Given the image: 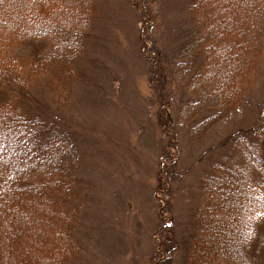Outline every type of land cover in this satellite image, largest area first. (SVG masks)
<instances>
[{
	"label": "trees",
	"instance_id": "16d2710c",
	"mask_svg": "<svg viewBox=\"0 0 264 264\" xmlns=\"http://www.w3.org/2000/svg\"><path fill=\"white\" fill-rule=\"evenodd\" d=\"M97 1L0 0V264H69L80 250L84 204L71 127L61 113H33L25 101L43 79L57 76V104L68 102ZM191 13V41L173 59L161 49L151 59L157 97L169 103L176 91L186 97L177 117L162 110L168 141L203 109L215 111L206 127L224 119L255 89L260 73L264 0H197ZM29 43L34 53L25 58L19 50ZM215 149L221 157L203 176L184 264H258L264 125L238 130ZM171 235L167 228L164 245Z\"/></svg>",
	"mask_w": 264,
	"mask_h": 264
},
{
	"label": "rangeland",
	"instance_id": "374dc122",
	"mask_svg": "<svg viewBox=\"0 0 264 264\" xmlns=\"http://www.w3.org/2000/svg\"><path fill=\"white\" fill-rule=\"evenodd\" d=\"M196 3L98 0L68 102L57 104V76L43 79L25 101L33 113H61L80 158V250L69 264H184V237L192 232L203 176L221 157L215 147L238 130L264 125L263 44L258 82L236 109L208 127L204 121L215 111L203 109L183 123L175 140L164 134L162 110L177 117L186 97L181 91L172 103L157 97L149 80L156 66L151 59H158V49L173 59L191 41ZM19 51L26 58L34 46ZM167 228L172 235L164 245ZM257 250L258 264H264V226Z\"/></svg>",
	"mask_w": 264,
	"mask_h": 264
}]
</instances>
